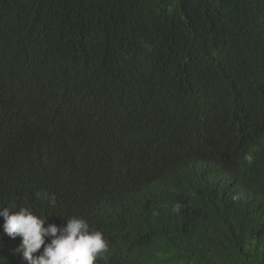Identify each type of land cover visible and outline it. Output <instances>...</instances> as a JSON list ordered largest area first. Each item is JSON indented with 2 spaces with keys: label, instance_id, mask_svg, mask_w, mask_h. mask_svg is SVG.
Returning a JSON list of instances; mask_svg holds the SVG:
<instances>
[{
  "label": "trees",
  "instance_id": "1",
  "mask_svg": "<svg viewBox=\"0 0 264 264\" xmlns=\"http://www.w3.org/2000/svg\"><path fill=\"white\" fill-rule=\"evenodd\" d=\"M0 205L96 264H264V0H0Z\"/></svg>",
  "mask_w": 264,
  "mask_h": 264
},
{
  "label": "clouds",
  "instance_id": "2",
  "mask_svg": "<svg viewBox=\"0 0 264 264\" xmlns=\"http://www.w3.org/2000/svg\"><path fill=\"white\" fill-rule=\"evenodd\" d=\"M236 30L239 33L238 27ZM67 73L59 75L58 81ZM35 196L55 205L54 195L46 191L37 192ZM0 217H3L4 233L11 238H21L15 251L27 264H96L108 250L103 234L90 229L88 222L81 217L67 218L66 224L59 227L52 223L45 226L46 217L38 216L28 208L14 211L3 205H0Z\"/></svg>",
  "mask_w": 264,
  "mask_h": 264
}]
</instances>
